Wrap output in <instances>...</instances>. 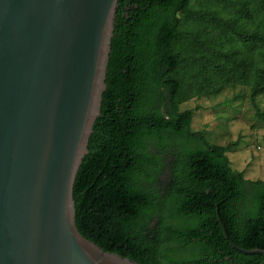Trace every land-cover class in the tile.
<instances>
[{
	"label": "trees",
	"instance_id": "trees-1",
	"mask_svg": "<svg viewBox=\"0 0 264 264\" xmlns=\"http://www.w3.org/2000/svg\"><path fill=\"white\" fill-rule=\"evenodd\" d=\"M105 80L74 182L79 230L142 264H260L222 223L264 248V179L231 165L238 139L213 142L181 104L242 83L264 119V0H118Z\"/></svg>",
	"mask_w": 264,
	"mask_h": 264
},
{
	"label": "water",
	"instance_id": "water-1",
	"mask_svg": "<svg viewBox=\"0 0 264 264\" xmlns=\"http://www.w3.org/2000/svg\"><path fill=\"white\" fill-rule=\"evenodd\" d=\"M117 5L0 0V264H142L85 236L73 195L107 86ZM222 226L233 246L264 255Z\"/></svg>",
	"mask_w": 264,
	"mask_h": 264
},
{
	"label": "rangeland",
	"instance_id": "rangeland-1",
	"mask_svg": "<svg viewBox=\"0 0 264 264\" xmlns=\"http://www.w3.org/2000/svg\"><path fill=\"white\" fill-rule=\"evenodd\" d=\"M258 103L264 111V94L258 96ZM188 107L195 110L192 128L206 129L213 142L228 144L239 140L227 151L234 168L244 170L248 178L264 179V119L257 114L247 85L227 84L218 92L193 96L181 104L182 109ZM164 163L167 164L165 159ZM168 171L165 166L159 174L161 182Z\"/></svg>",
	"mask_w": 264,
	"mask_h": 264
},
{
	"label": "flooded vegetation",
	"instance_id": "flooded-vegetation-1",
	"mask_svg": "<svg viewBox=\"0 0 264 264\" xmlns=\"http://www.w3.org/2000/svg\"><path fill=\"white\" fill-rule=\"evenodd\" d=\"M196 246V247H201L202 246V244L200 243V242H198V240H196V238H194V244H190V246ZM188 248V245L187 244H185L184 245V249H187ZM264 259V258H263ZM227 264H229L228 262H227Z\"/></svg>",
	"mask_w": 264,
	"mask_h": 264
}]
</instances>
